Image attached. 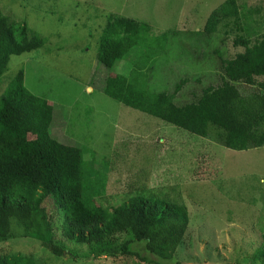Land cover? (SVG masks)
Returning a JSON list of instances; mask_svg holds the SVG:
<instances>
[{
	"label": "trees",
	"instance_id": "obj_1",
	"mask_svg": "<svg viewBox=\"0 0 264 264\" xmlns=\"http://www.w3.org/2000/svg\"><path fill=\"white\" fill-rule=\"evenodd\" d=\"M243 8L240 0H224L203 30H196L207 36L220 28L232 32L233 45L245 51L221 58V83L208 85L183 104L176 102V94L188 77L177 81L171 92L152 84L166 52L161 43L166 47L177 31L155 35L149 21L109 12L96 51L98 64L110 69L101 89L129 107L226 148L263 146L264 31L243 34L251 29L244 26ZM46 41L26 18L6 14L0 5V84L12 55H28ZM216 52L221 55V48ZM115 64L130 69L129 74L113 73ZM239 83L250 91L243 92ZM54 121L52 102L26 87L20 68L0 94V264H45L47 253L64 258L65 252L75 261L124 257L178 264L177 251L190 219L178 188L144 185L111 203L106 193L109 159L79 142H62L53 131ZM19 237L40 244L44 257L8 252L5 243ZM74 244L85 251L81 254Z\"/></svg>",
	"mask_w": 264,
	"mask_h": 264
},
{
	"label": "rangeland",
	"instance_id": "obj_2",
	"mask_svg": "<svg viewBox=\"0 0 264 264\" xmlns=\"http://www.w3.org/2000/svg\"><path fill=\"white\" fill-rule=\"evenodd\" d=\"M223 1L0 0L3 12L23 16L47 38L30 54L11 56L0 94L23 67L26 87L54 106L57 137L84 144L109 159L106 193L111 203L144 185L178 188L190 214L178 264H264V145L226 148L111 98L101 89L110 69L97 62L98 39L112 11L149 21L155 35L175 29L178 34L169 37L166 47L161 43L166 52L158 60L152 84L171 92L177 81L188 77L176 94V102L183 104L199 97L208 85L221 83V58L245 51L233 45L232 32L220 27L214 35L196 33ZM240 3L247 15L244 26L251 27L243 34L264 31V0ZM111 71L127 75L130 69L115 64ZM238 86L250 91L242 83ZM32 242L19 237L5 244L8 252L44 257L41 245ZM74 247L81 254L85 251L84 246ZM45 256V264H146L124 257L75 261L69 252L64 258Z\"/></svg>",
	"mask_w": 264,
	"mask_h": 264
}]
</instances>
